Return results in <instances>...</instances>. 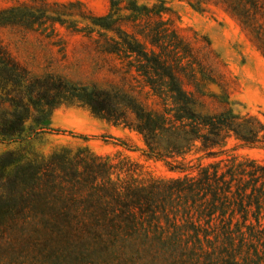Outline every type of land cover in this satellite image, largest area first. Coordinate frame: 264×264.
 I'll list each match as a JSON object with an SVG mask.
<instances>
[{"label":"trees","instance_id":"1","mask_svg":"<svg viewBox=\"0 0 264 264\" xmlns=\"http://www.w3.org/2000/svg\"><path fill=\"white\" fill-rule=\"evenodd\" d=\"M188 1L223 7L264 55V29L255 26L264 0ZM41 2L42 17L60 25L64 17L77 18L66 26L69 33L87 38L99 54L116 57L124 73L141 79L156 105L130 100L143 154L182 176L137 181L123 179L127 170L96 156L82 160L78 170L69 160L54 167L4 152L0 264H264V161L231 154L264 150V114L234 111L209 40L185 39L159 0H109L99 16L80 1ZM66 6L79 10L54 9ZM17 13L16 7L0 9V27L20 24ZM40 86L51 84L30 77L0 43L1 143H21L33 126L48 125L56 104L34 102ZM230 139L235 142L227 147ZM196 142L202 152L196 164L168 161L187 155ZM62 190L67 195L61 199Z\"/></svg>","mask_w":264,"mask_h":264},{"label":"rangeland","instance_id":"2","mask_svg":"<svg viewBox=\"0 0 264 264\" xmlns=\"http://www.w3.org/2000/svg\"><path fill=\"white\" fill-rule=\"evenodd\" d=\"M47 1H80L96 16L104 15L109 5V0ZM159 1H163L169 10L164 17L185 39L197 44H203L204 37L209 40L234 111L248 112L263 119L264 55L237 19L213 1L203 2L200 7L188 0ZM138 2L151 5L157 0ZM262 3L264 7V1ZM7 7L17 8L21 23L0 27V43L26 68L30 77L38 78L42 83L50 82L51 86L37 87L34 102L40 100L41 104L56 105L45 128L33 126L21 143L0 142V154L13 151L25 158L49 162L54 167L69 160L78 170H81L82 160L89 161L96 156L127 170L129 174H122L123 179L145 182L182 176V173L171 171L164 162L143 154L146 146L135 128L130 100L136 98L154 108L156 105L139 77L124 73L123 65L116 57L99 54L87 38L69 33L66 26L77 18L64 17L63 25L52 23L42 17L41 0H0V9ZM54 9L79 10L75 6ZM86 24L89 22H78L80 27ZM255 26L264 29V9L257 14ZM57 86L60 87L52 89ZM86 102H92L99 115L93 114ZM112 115L118 118V123L109 119ZM31 124L28 121L27 128ZM234 142L230 139L227 147ZM232 153L264 161L262 149H238ZM201 154L200 143L196 142L187 155L168 158V161L173 165H193ZM72 185L66 183L65 186L71 190ZM66 195L67 192L62 190L60 198ZM191 212L195 210L191 209Z\"/></svg>","mask_w":264,"mask_h":264}]
</instances>
